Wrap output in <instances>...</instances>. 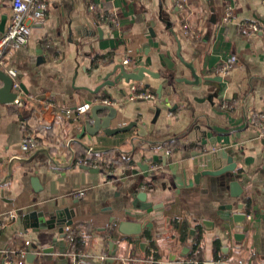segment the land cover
Wrapping results in <instances>:
<instances>
[{
	"label": "crops",
	"instance_id": "0c3cea01",
	"mask_svg": "<svg viewBox=\"0 0 264 264\" xmlns=\"http://www.w3.org/2000/svg\"><path fill=\"white\" fill-rule=\"evenodd\" d=\"M44 1L47 19L33 26L27 47L6 56V71H16L26 91L20 104L0 106V222L7 223L0 264L4 251L19 252L26 241L38 247L27 264H264V139L248 120L264 114V0H186L184 10L174 0ZM11 12L12 0H0V23ZM113 17L119 26L109 23ZM126 57L128 71L160 74L138 83L154 100H129L132 82L125 81L96 92ZM232 57L236 64L222 74ZM187 64L202 79L223 78L216 96L179 82L193 80ZM100 98L120 102L114 127L139 121L145 135L133 128L82 136L90 112L78 123L62 113ZM51 101L60 108L47 107ZM158 102L170 110L156 119ZM27 135L39 142L36 153L19 148ZM90 148L100 173L77 166ZM230 154L245 177L237 199L221 177L196 180L205 158L219 155L226 164ZM131 161L158 170L147 176ZM127 169L140 179L123 178ZM136 184L158 207L139 221L147 223L144 246L118 230ZM239 205L242 223L234 219ZM66 207L76 213L74 248L67 230L33 232L15 220L20 212Z\"/></svg>",
	"mask_w": 264,
	"mask_h": 264
},
{
	"label": "water",
	"instance_id": "95a60500",
	"mask_svg": "<svg viewBox=\"0 0 264 264\" xmlns=\"http://www.w3.org/2000/svg\"><path fill=\"white\" fill-rule=\"evenodd\" d=\"M7 22L8 17H2V21L0 23V38L6 30ZM187 67H189L192 71L193 80L180 79L179 82L191 85L195 90L209 87L208 91L211 93V95L213 97L216 96L214 92H216L215 90L220 89V84L223 82V78L217 77L202 79L191 64H187ZM147 75L153 78H160V74L154 73L145 67H141L136 72H130L126 69L125 65H123L122 63H118L114 66L113 71L105 77L102 85L97 89L96 92L99 93L105 88L116 87L122 81H125L126 83L143 82L146 79ZM112 76H114V78L113 80H110V77ZM0 83V106L20 104L21 101L18 99L19 93L20 91H26L24 85L19 84L18 88H14V79L4 70H0ZM162 89L163 86H161L157 92L159 95V100L162 98ZM220 93H222V91ZM104 95L108 96V92L104 91ZM162 110L170 109L168 107H163L161 103L158 102L156 107V119L159 117ZM101 112L105 113V115L100 116ZM118 115L119 110L114 106L94 104L91 108L88 119L84 122V125L82 127V136L89 135L91 137H95L102 131L105 135L112 137L121 133L129 132L133 128L140 129L139 134L142 136L145 135L144 128L139 124V121H133L126 126L114 127L113 124L118 119ZM200 154L201 153L197 155ZM205 159L200 163L196 180L198 181L203 176L221 177L229 186L231 197L236 199L240 198L244 192V188L240 183V179H245V177L238 173L237 163L234 162L233 154H230L227 157L226 164H224L223 157L219 155H210ZM128 165H137L139 169H141V171L149 176V165H145L143 163H135L134 161H131ZM81 168L91 172H101L99 168L90 166H82ZM138 173L139 171H137L136 169H127L123 178L133 174L136 175L137 180H139L140 178L138 177ZM34 181H37V179ZM139 189L140 184L134 185L131 196L128 199L131 207H129V209L126 210L124 214V217L127 218V220H122L119 222L118 230L122 234L135 237L136 243L140 244V246H144L141 242V236L143 230L147 226V223L143 224L139 221L144 220L147 215H150L152 212L157 210L158 207L148 200L149 194L147 191H139ZM243 207V205H239L238 208L242 212L235 213L234 215L236 223H242L246 219V213L243 211ZM229 209L233 210V206ZM75 217L76 213L73 211V209L66 207L63 209H56L54 211L47 212L38 209H33L29 212H20L15 217V220H18L26 230L32 229L33 232L57 230L63 236H66L65 229L73 225V219ZM112 222H114V219H112ZM31 250L36 252L38 250V247L36 245H31ZM52 252V249H48L45 251V253L47 254H50ZM35 259L36 255L30 254L27 257V262L33 263Z\"/></svg>",
	"mask_w": 264,
	"mask_h": 264
},
{
	"label": "built area",
	"instance_id": "2783aa9c",
	"mask_svg": "<svg viewBox=\"0 0 264 264\" xmlns=\"http://www.w3.org/2000/svg\"><path fill=\"white\" fill-rule=\"evenodd\" d=\"M176 7L179 10H184L186 0H174ZM90 10L97 14L95 6L91 3L89 5ZM48 4L44 0H12V12L8 21L5 32L0 38V70L6 71V56L10 50H16L27 47L33 26L37 23L44 22L48 17ZM109 23L113 26H119V20L117 17H113L109 20ZM186 28V34H188V28ZM251 28L254 31H258V25L252 24ZM236 57H232L230 60L223 63L221 67V73L227 74L232 70L236 64ZM125 66H130L132 61L130 57H126L121 62ZM9 74L13 79L16 78L17 73L14 70H8ZM14 88L19 87V83L14 80ZM139 82H132L130 87V97L129 100H154L156 97L154 94L149 92L141 91L139 89ZM95 104H105L110 106H119L120 102L109 100L107 98H100L96 101ZM51 106L54 109H59L60 105L57 102L47 103V107ZM93 103H87L75 109H64L62 113L65 114L68 119H71L73 122L78 123L83 118L87 117V114L90 112ZM249 125L252 126L258 134L259 139H264V114L262 113H251L248 117ZM19 148L25 153H36L40 149L39 142L36 138L31 135H27L19 144ZM170 153V151H167ZM94 154L93 148L87 150L86 158L81 159L77 162V166H90L97 168L98 165L94 162L90 163V158ZM150 170L152 172L157 171V165L149 163ZM7 227V223L0 222V231L4 230ZM71 227V226H70ZM70 227H67V234L70 235L71 247L74 248L76 235L75 231L71 230ZM31 252V243L26 241L23 248L16 252L14 250H6L3 252V264H27V257ZM104 256L103 258H105ZM80 262H78L79 264Z\"/></svg>",
	"mask_w": 264,
	"mask_h": 264
},
{
	"label": "trees",
	"instance_id": "16d2710c",
	"mask_svg": "<svg viewBox=\"0 0 264 264\" xmlns=\"http://www.w3.org/2000/svg\"><path fill=\"white\" fill-rule=\"evenodd\" d=\"M82 159V158H81ZM81 159H79V160H81ZM90 163H92L93 162V159H90V161H89Z\"/></svg>",
	"mask_w": 264,
	"mask_h": 264
}]
</instances>
